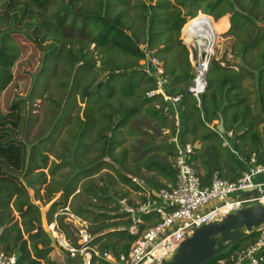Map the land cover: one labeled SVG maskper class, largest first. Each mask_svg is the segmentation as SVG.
Segmentation results:
<instances>
[{"label":"trees","instance_id":"trees-1","mask_svg":"<svg viewBox=\"0 0 264 264\" xmlns=\"http://www.w3.org/2000/svg\"><path fill=\"white\" fill-rule=\"evenodd\" d=\"M227 15L229 24L222 20ZM194 22L231 37L232 54L239 59L237 70L211 60L200 102L189 92L196 72L190 49L181 39L183 29ZM0 25L5 29L0 33V93L12 83V70L19 59L13 34L25 31L43 54L34 76L35 93L43 100L46 116L38 136L29 139L37 121L28 109L31 98H18L5 113L0 107V246L15 255L18 264H55L42 212L28 189L34 190L35 200L46 204L61 193L46 222L55 224L68 240V226L60 216L54 220L52 212L57 206L67 208L79 196L81 179L113 169L115 163V173L133 192L142 189L132 179L152 190L174 185L177 148L171 139L178 131L175 113L162 95L148 97L158 90V77L154 71L146 72L148 64L140 65L147 54L162 64L168 80L164 93L180 98V140L182 145H200L194 147L191 163L204 185L216 174L223 180H238L254 155L264 164L258 131L264 124V0H34L32 5L25 0H0ZM255 109L260 114L255 115ZM219 114L225 135L233 133L229 138L232 148L224 147L226 136L219 135L213 125L219 122ZM137 121L150 126L149 131L134 126ZM65 127L66 139L60 143L66 155L55 152V161L50 162L47 144ZM156 131H167L170 136L158 142ZM128 137L133 140L126 146ZM67 167L74 168L79 178L59 181L58 174H64ZM108 183L109 179L103 191L90 182L83 190L104 195L111 191ZM43 187L44 199L40 195ZM127 196L109 200L115 204V215L102 213L101 222L89 208L73 210L90 221V246L101 256L127 253L134 240L126 230L130 221L121 212L120 202ZM120 218L124 221H117ZM258 229L204 264H231L240 250L257 240ZM65 255V264H84L83 257ZM91 264L108 263L92 254Z\"/></svg>","mask_w":264,"mask_h":264},{"label":"built area","instance_id":"built-area-1","mask_svg":"<svg viewBox=\"0 0 264 264\" xmlns=\"http://www.w3.org/2000/svg\"><path fill=\"white\" fill-rule=\"evenodd\" d=\"M191 47L195 50L194 44ZM213 49L214 46L195 51L200 54L196 61L194 54H191L196 77L189 92L199 102L207 88L206 76L209 64L214 59ZM144 64L149 66L147 73L154 71L158 77V90L149 93L148 97L162 95L170 104L180 103L179 97H168L164 93L163 88L168 80L164 76L161 62L147 54ZM175 127L178 131L177 136L172 138V143L177 148L174 185L167 189L152 190L133 179V183L142 189L139 192L141 200L136 204H130L126 200L120 202L121 212L130 221L126 230L134 239L129 251L118 256L106 252L101 256L90 246L93 238L86 230H79L78 246H75L55 224H51L49 231L51 236L56 233L57 236L53 238L59 245L60 252L71 258L83 257L84 264H91L92 254L108 264H160L170 259L179 245L197 228L221 222L227 215L249 206L264 204V181H257L258 177L264 176V164H259L255 155L246 162L247 170L238 180H223L216 174L208 185H204L191 163L195 146L182 145L179 141L180 120L176 115ZM232 137L233 133L227 134L224 147L232 148L227 139ZM256 233L257 240L240 250L231 264H264V226L259 227ZM0 264H18L17 257L6 253L0 246Z\"/></svg>","mask_w":264,"mask_h":264},{"label":"rangeland","instance_id":"rangeland-1","mask_svg":"<svg viewBox=\"0 0 264 264\" xmlns=\"http://www.w3.org/2000/svg\"><path fill=\"white\" fill-rule=\"evenodd\" d=\"M25 1L32 5L34 0H25ZM222 20L228 22L229 24L230 16L227 15ZM222 25L224 28V22H222ZM260 25L263 26V24H260ZM184 29L181 32V39L183 40L184 38L185 41L183 40V42L188 43L186 40V37L188 33L192 32V29L189 27L188 29L186 28L187 30L185 31ZM4 30L5 29L0 25V33H3ZM214 30H215L214 34L218 35V30L217 29H214ZM12 37H13V43L18 47L20 54H19V59L15 67L12 70V73L14 76L12 83L8 86V88L5 91L0 93V107H1L2 112L5 113L6 111H8L11 104L18 98H31L30 103L28 104V109L30 110V112L35 114L33 116H35V119L37 120L34 123L33 128L31 129V134L29 137V139L32 141L34 139V136L35 137L38 136V132H39L38 129L40 126H43L44 120L46 119L45 112L43 110V100H38L37 99L38 94L35 93L36 84H35V78H34V76H36L38 70L41 67V61L43 58V54L39 51V49L36 47L34 42L30 38H28V35L26 34L25 31L22 32V30L20 29V32L13 34ZM233 43H234V40L228 35H226V33L218 35L217 43H215L214 49H213L214 59H216L219 62H222L223 66L228 65L230 67L235 68V64L239 63L238 59H236L234 55L232 54ZM141 49H144V47L141 46ZM189 49L191 52L190 53V58H191V54L196 53V52L193 49V47L191 48L189 47ZM199 56L200 54L196 53V58H194L195 61L199 59ZM140 65L143 66V62H141ZM97 66H99V64ZM55 91L56 90L54 89L52 93H55ZM251 92L253 93L254 89H252ZM254 94L255 93H253L252 95L253 98H255ZM77 104L78 106L81 107L82 110L84 109V105L81 104L79 99H78ZM82 113L83 111L80 112V116H82ZM253 113L255 115H258L260 114V111L259 109H255ZM213 125L217 126L218 122H214ZM134 126H139V128L142 129L144 132L149 131V128H150V126L145 124L143 121L135 122ZM66 129H68V127L63 128L62 132L59 134L56 140H54V142L47 144L49 146L47 147L46 152H48L47 154L50 158V162L55 161L53 157V153L55 152L64 153L66 155L64 146H62L60 143L61 139H66V135H65ZM258 131H259L260 137L262 138V145H263V150H264V124H261L258 127ZM154 134L157 137L158 142L165 141L167 140V137L170 136L168 135L169 133L167 131H163L162 134L156 131ZM132 138L133 137H128L127 142L125 144L126 146H128L132 142L133 140ZM195 146L197 148L200 147L199 144H196ZM130 153H132V151H130ZM107 161L109 162L108 159ZM112 166H113V169H104V170L97 172L94 175H90L84 179H81V181L78 183L77 192H76V194L80 193L79 196L76 197V199L73 202L70 200L67 205L68 206L67 208L64 209L62 208V206H57L54 208L53 212L51 211L53 213L52 216L54 217V220L57 218V216H60L63 218V222L64 224L68 226V230H69L70 239H68V241H70L74 245L76 244V246H78L79 230L84 229L87 231L88 234H90V231L92 232V230H91L90 221H88L89 222L88 223L85 220V218L74 214L73 212L74 209L89 208L90 210L96 213V214L94 213L96 216H99L98 220L101 222L102 217H100V215L102 213L106 212L110 216L115 215L114 213H112V210L115 204H113L112 202L110 203L109 200H116L120 198L122 194H125V193L128 194V196L122 199L121 201L126 200L130 204H136V202L141 200L142 198L139 192L138 193L133 192L132 190H130L129 186H126L125 184L121 182L119 176L114 171L118 165L114 163L112 164ZM45 172L47 173L48 170H46ZM61 173H64V174H58L59 181L62 180L63 182H66V181L68 182L70 179L79 178V175L76 174L74 168L72 167H67ZM127 176L130 177L129 175ZM48 178L50 179L49 176ZM20 179L22 183H24L27 186V183L23 180V178L21 177ZM89 179L90 181H88ZM107 179L110 180V184L108 183L109 186L111 185L110 186L111 191H109V193L104 191L105 193L104 195H101V192H100V195L95 196V195H92L91 192L90 193L84 192L83 190L84 184L85 186L91 184V186H95L96 188H100L102 190V188L105 186V182L107 183ZM262 180H264V176H260L257 178V181H262ZM132 182H133V179H132ZM28 192L31 196L32 201L40 207L43 220L47 221L46 220L47 213L50 210L52 204L60 200L61 193L55 194L53 200L46 204L43 200H40V201L35 200L34 198L35 192L33 189L31 188L28 189ZM44 193H45V190L43 187L41 188L40 195L42 196V194ZM44 198L45 196L43 195L42 199ZM105 198H108V199H105ZM71 203L73 204L74 208H72L73 206L70 207ZM87 215L91 218V214L89 212H87ZM96 216L94 217L96 218ZM119 220L124 221V219L122 218L117 219V221ZM49 226L50 225L47 223V225H45V228H46V232L51 234V232L49 231L50 230ZM59 231L61 230L59 229ZM58 247L59 245L57 243H56V246H52L53 252L51 253V258L55 264H65V257H66L65 254L66 253L60 252Z\"/></svg>","mask_w":264,"mask_h":264},{"label":"water","instance_id":"water-1","mask_svg":"<svg viewBox=\"0 0 264 264\" xmlns=\"http://www.w3.org/2000/svg\"><path fill=\"white\" fill-rule=\"evenodd\" d=\"M200 42L203 45L208 44L207 40L195 38L194 47L196 52L200 51L198 44ZM187 46L191 48V46ZM217 132L219 135L226 132L224 119L221 114H219ZM263 226L264 204L253 205L238 210L227 215L221 222L197 228L189 238L179 245L170 259L164 260L160 264H204L216 256L227 252L242 242L248 234L253 233L256 228ZM44 229L46 230L45 226ZM49 236L52 245L56 246L55 238L51 234Z\"/></svg>","mask_w":264,"mask_h":264},{"label":"bare ground","instance_id":"bare-ground-1","mask_svg":"<svg viewBox=\"0 0 264 264\" xmlns=\"http://www.w3.org/2000/svg\"><path fill=\"white\" fill-rule=\"evenodd\" d=\"M189 28L192 29V32L187 34L186 40L188 43L185 42L187 45L191 46L192 44H194L195 38H199L200 40H207L208 41L207 45H203L201 42L198 43L202 51L203 47H206L207 49L209 47H213L215 43H217L218 36L211 31V29L207 24L202 22L199 23L194 22L189 26ZM54 236L55 237L57 236L56 233H54Z\"/></svg>","mask_w":264,"mask_h":264},{"label":"crops","instance_id":"crops-1","mask_svg":"<svg viewBox=\"0 0 264 264\" xmlns=\"http://www.w3.org/2000/svg\"><path fill=\"white\" fill-rule=\"evenodd\" d=\"M200 14H202V13H200ZM205 17H207V16H205ZM214 20V19H213ZM224 29V28H223ZM170 109H171V111H173L174 113H175V115L179 118V120H180V127H179V134H178V137H179V141H180V143H181V140H180V136H181V133H182V119H181V113H182V109H181V107H180V105H179V103L178 104H170ZM222 136H226L227 137V135H225V134H222ZM233 138V137H232ZM228 139V141H229V138H227ZM196 147V146H195ZM262 181H264V180H262ZM43 222H44V226L45 225H47V222L46 221H44L43 220ZM53 246V245H52Z\"/></svg>","mask_w":264,"mask_h":264}]
</instances>
